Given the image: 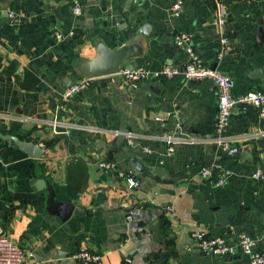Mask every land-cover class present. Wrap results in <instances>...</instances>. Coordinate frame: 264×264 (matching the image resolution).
I'll list each match as a JSON object with an SVG mask.
<instances>
[{
    "label": "crops",
    "instance_id": "0c3cea01",
    "mask_svg": "<svg viewBox=\"0 0 264 264\" xmlns=\"http://www.w3.org/2000/svg\"><path fill=\"white\" fill-rule=\"evenodd\" d=\"M74 1L81 5L78 17L70 12ZM99 1L0 0V14L14 13L9 23L0 17V133L44 147L40 158L29 159L0 141L2 233L22 251L21 264H76L70 256L79 246L100 254L98 264H250L240 253L223 259L201 254L193 234L202 229L235 241L243 230L263 248L264 119L249 106L233 108L224 136L239 151L228 156L215 135L214 83L152 73L187 62L190 46L205 65L233 80L235 96L264 92V0H221L228 5L223 28L213 22L218 0H182L177 16L168 12L172 0H113L119 11L129 1L144 22L162 24L158 16L166 11L169 29L143 23L148 38L125 33L122 17L116 24L126 28L109 27L102 35L91 13ZM176 33L190 35L189 42L175 45ZM222 36L234 49L218 57ZM114 50L125 54L124 67L145 70L146 78L134 86L116 76L90 79L78 94L61 97L65 76L84 77L77 67L69 74L68 64ZM119 126L132 133L129 154L114 144ZM102 160L132 169L138 186L128 189L98 166ZM202 166L215 169L210 178L200 176ZM257 170L258 179L251 176ZM222 174L226 181L216 186ZM38 178L46 184L42 195L33 189ZM47 192L53 194L50 210ZM57 203L79 213L62 218L51 211Z\"/></svg>",
    "mask_w": 264,
    "mask_h": 264
},
{
    "label": "built area",
    "instance_id": "2783aa9c",
    "mask_svg": "<svg viewBox=\"0 0 264 264\" xmlns=\"http://www.w3.org/2000/svg\"><path fill=\"white\" fill-rule=\"evenodd\" d=\"M134 1V0H131ZM182 0L173 1L169 7L168 12L171 16H177L180 11ZM72 16L78 17L81 13V5L74 1L70 6ZM10 19L14 18V13H8ZM228 21V5L218 0L215 4L214 24L218 28H223ZM73 32L68 30L67 34L71 35ZM56 40L62 38L61 33L54 35ZM190 35L184 33H176L174 42L177 46H182L189 42ZM234 49V44L227 36L220 38V47L218 57L223 53L231 52ZM185 51L189 55V60L178 66L163 65L158 70L152 73L153 76L171 77L173 75H181L185 80H211L217 91V115L215 124V135L217 136V143L219 149L228 156H233L239 151V147L232 139L224 136L225 131L229 127L232 110L236 105L249 106L253 108L258 117L264 119V92L262 91H248L243 94L235 96L232 92L233 80L216 69L205 65L197 52L190 46H185ZM147 71L142 69H132L129 67H120L117 69L114 76L129 80L133 86L138 81L146 78ZM90 79L80 77L76 79L70 86L64 88L61 92L63 99L70 98L78 94L81 90L88 86ZM114 134L117 130L113 131ZM131 137V136H127ZM167 142H169L167 140ZM171 150V148H169ZM98 166L107 171H112L119 179L124 181L128 189H133L138 186L139 179L134 171L128 169H118L114 162L108 160L99 161ZM215 169L209 166H202L198 173L203 178H210ZM261 171L257 170L252 173L253 178H261ZM226 181L225 174L218 177L216 186L224 184ZM198 242L201 254L215 257L227 258L234 254L240 253L249 259L250 264H264V246L261 249H256V240L248 232L240 230L237 233L235 241L228 239L224 235L210 236L205 230H197L193 234ZM101 255L90 252L84 248H77V250L70 256V259L76 264H98ZM23 253L18 246L7 236L2 233L0 228V264H21Z\"/></svg>",
    "mask_w": 264,
    "mask_h": 264
},
{
    "label": "water",
    "instance_id": "95a60500",
    "mask_svg": "<svg viewBox=\"0 0 264 264\" xmlns=\"http://www.w3.org/2000/svg\"><path fill=\"white\" fill-rule=\"evenodd\" d=\"M162 1H170V0H162ZM174 0H172L171 2L168 3H172ZM163 4V8L166 9L167 5ZM167 3V2H166ZM167 3V4H168ZM91 13L93 15H95L98 20H96L97 24L99 25V27L101 28V33H103L102 35H106L108 33V29L109 27H115L116 30H121L123 28L127 27L126 32H129L130 35H136V34H142L143 36H145L146 38L150 37L151 34L145 33L143 32V29L141 28V26L143 25V23H151L156 31H166L169 29V24L168 22H166L165 17L167 16L166 11H162L161 15L158 16L159 19L162 20V24L158 21H154L151 20L144 22L142 21V17L139 16L138 12L135 11L134 9H132L130 7V2H126L125 5L122 7V10L119 11L115 8V5L113 3V0H100L97 7L95 9L91 10ZM1 18H5L6 22L9 23L8 20V12L3 11L0 14ZM119 17L122 18H126V27L124 26H117V21L119 19ZM142 18V19H141ZM259 32L261 34V38H262V34H263V30L262 28L259 29ZM89 38V40H93L94 37L93 36H89L87 37V39ZM114 38V36H113ZM84 41L82 40V43ZM81 43V44H82ZM161 53L164 54V52H166V49H161ZM216 54L219 52V48L215 49ZM69 57L73 56V57H77V54H68ZM164 55H158L155 56L153 55V58H160L163 57ZM125 54L120 51V50H114V52H99L97 53V56H95L94 58H91L88 61H84V62H79L76 60L75 63L72 64H68L67 65V69L66 71H68V73H72L74 70L72 69V67H77V69H79L77 71V73H80L81 76H84L86 78L89 79H95V78H99V77H112L114 76V74L116 73L117 69L120 67H124L126 66V62H122L124 60ZM130 63H133V60L129 59L128 60ZM72 69V70H71ZM63 75V74H62ZM66 77V84L61 83L63 88H67L68 86H70L75 80L76 77H73L72 75L70 76H65ZM160 77V76H158ZM157 77V78H158ZM64 78V77H63ZM171 118H175V116L172 114ZM60 125V124H59ZM55 127V126H54ZM53 127V128H54ZM196 131L198 132L199 130L198 127L195 126ZM59 130V129H58ZM62 130V129H61ZM66 131V130H64ZM132 133L126 131L125 128H123L122 126H119L117 129V133L115 134V141L114 144H116V146L120 147V150L125 153V154H129L131 153V148L129 145V142H131V136ZM127 136H131V137H127ZM0 141L1 143L7 148L10 147L9 149L15 151L16 153H19V156L22 158H29V159H38L40 158L41 154L44 151V147L43 146H39L37 143L31 141V140H25V139H19L17 137L14 136V134L9 133V132H5V133H0ZM46 184L45 181L42 178H38L36 180H34V187L33 189L35 191H37L38 195H42V190L45 189ZM48 191V190H47ZM53 194L48 193L46 195V202L49 206V210L52 208L51 205V198H52ZM249 209V208H248ZM52 212H61V217L62 218H66L68 217L70 214L76 215L79 213V211L77 210V208H74L72 204L70 203H57L55 204V206L53 207V209L51 210Z\"/></svg>",
    "mask_w": 264,
    "mask_h": 264
}]
</instances>
